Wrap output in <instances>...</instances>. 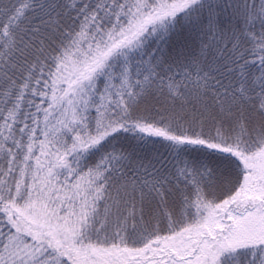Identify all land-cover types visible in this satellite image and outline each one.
I'll return each instance as SVG.
<instances>
[{
  "label": "snow or ice",
  "instance_id": "6c2138e0",
  "mask_svg": "<svg viewBox=\"0 0 264 264\" xmlns=\"http://www.w3.org/2000/svg\"><path fill=\"white\" fill-rule=\"evenodd\" d=\"M0 264H264V0H0Z\"/></svg>",
  "mask_w": 264,
  "mask_h": 264
}]
</instances>
